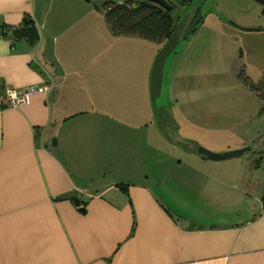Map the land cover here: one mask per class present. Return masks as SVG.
<instances>
[{"label": "crops", "instance_id": "1", "mask_svg": "<svg viewBox=\"0 0 264 264\" xmlns=\"http://www.w3.org/2000/svg\"><path fill=\"white\" fill-rule=\"evenodd\" d=\"M56 6L73 18L0 0V94L47 88L0 110V264H264V193L240 210L231 163L173 144L148 99H126L133 66L103 64L131 36L95 29L88 0ZM29 23L39 40L11 37Z\"/></svg>", "mask_w": 264, "mask_h": 264}, {"label": "rangeland", "instance_id": "2", "mask_svg": "<svg viewBox=\"0 0 264 264\" xmlns=\"http://www.w3.org/2000/svg\"><path fill=\"white\" fill-rule=\"evenodd\" d=\"M38 1L52 6L49 23L58 16L73 18L70 10L62 11L56 5H69L74 0ZM88 1L94 28L104 33L109 29L112 36L104 18L105 0ZM167 1L174 5L170 11L174 23L179 16L177 24L183 22L185 28L197 8H201V21L194 30L181 35L165 63L162 93L157 100L158 126L175 145L182 141V146L197 145L217 153L248 147L242 156L223 162L231 163L229 172L235 173L232 184L240 193L239 209L249 211V206H259L264 193V7L254 0H194L189 7L181 6L178 0ZM229 21L239 27L261 29L243 30ZM161 47V43L132 36L110 47L111 53L124 54L112 64H106L104 58L105 66H133L135 87L127 89L126 99L136 104L148 99L151 105L150 92L137 72L145 71ZM151 111L155 121L152 106Z\"/></svg>", "mask_w": 264, "mask_h": 264}, {"label": "trees", "instance_id": "3", "mask_svg": "<svg viewBox=\"0 0 264 264\" xmlns=\"http://www.w3.org/2000/svg\"><path fill=\"white\" fill-rule=\"evenodd\" d=\"M178 2L181 6L189 7L194 0H178ZM172 6L174 8L173 4ZM102 7L105 20L112 33L117 36L140 37L161 43L163 46L178 25L179 16L174 23L169 10L150 0H124L120 2L105 0ZM200 10L201 8L195 10L194 15L187 22V27L183 30L182 36L187 30L192 31L199 25L201 21ZM184 20L186 19L182 21ZM26 25H30V23ZM262 203L264 206V194Z\"/></svg>", "mask_w": 264, "mask_h": 264}, {"label": "water", "instance_id": "4", "mask_svg": "<svg viewBox=\"0 0 264 264\" xmlns=\"http://www.w3.org/2000/svg\"><path fill=\"white\" fill-rule=\"evenodd\" d=\"M150 1H153L159 4L160 6H162L163 8L169 11H171L173 8L172 4L167 0H150ZM254 1L260 3L264 7V0H254ZM229 23L232 26L241 28L243 30H259L260 29V28L239 27L237 24L231 21H229ZM182 33H183V28H182V22H181L180 24L176 26L173 33L170 35V37L167 39L164 45L158 50L154 58L152 67H151L150 82H149L150 102H151L155 121L158 115L157 100L158 98H160L161 93H162L165 63L168 57L174 52L181 38ZM10 35L11 37H14V38L24 37L27 39V42L29 44H33L36 40L40 39V34H39L38 27L36 24L21 25L20 27H15L14 29H12ZM169 112H170V115H172L171 111ZM248 150L249 148L246 147L242 149H235V150H230V151H226L222 153H217V152H212L204 147L197 148L198 153L202 154V157L204 159L216 160V161L241 156ZM71 200L74 202L76 206L79 207L80 210L82 211L85 210L84 207L81 206V200L77 196H71ZM193 224L194 222L190 220L188 228H192Z\"/></svg>", "mask_w": 264, "mask_h": 264}, {"label": "built area", "instance_id": "5", "mask_svg": "<svg viewBox=\"0 0 264 264\" xmlns=\"http://www.w3.org/2000/svg\"><path fill=\"white\" fill-rule=\"evenodd\" d=\"M47 90L46 87L29 86L22 89H15L9 86L4 87L0 94V110L6 107H19L30 101L31 95L37 91Z\"/></svg>", "mask_w": 264, "mask_h": 264}, {"label": "flooded vegetation", "instance_id": "6", "mask_svg": "<svg viewBox=\"0 0 264 264\" xmlns=\"http://www.w3.org/2000/svg\"><path fill=\"white\" fill-rule=\"evenodd\" d=\"M187 24H188V23H187ZM187 24H186V27H187ZM183 26H184V23L182 22V28H183V30H184L186 27L184 28ZM166 109H167V108H164V109H163V110L165 111V113H166ZM170 120H171V119H170Z\"/></svg>", "mask_w": 264, "mask_h": 264}]
</instances>
